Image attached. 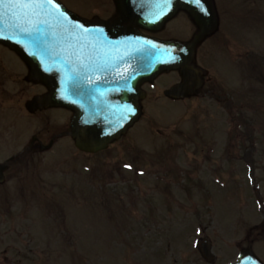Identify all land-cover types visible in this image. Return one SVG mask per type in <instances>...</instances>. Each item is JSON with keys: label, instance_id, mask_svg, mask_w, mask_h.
<instances>
[{"label": "rangeland", "instance_id": "obj_1", "mask_svg": "<svg viewBox=\"0 0 264 264\" xmlns=\"http://www.w3.org/2000/svg\"><path fill=\"white\" fill-rule=\"evenodd\" d=\"M61 1L71 11L90 18L96 15L109 18L114 13L112 0H96L95 5L94 0H88L91 6L84 0ZM217 2L224 10L220 35L227 38V48L230 45L233 56L237 54L238 63L235 66L223 50H210L204 59L220 69L227 83L219 78V84L229 87L236 84L242 98L251 104L243 100L241 106L233 110L230 107V115L254 116L252 127L257 139L255 149L249 151L255 164L253 170L250 171L248 163L241 159L244 154L239 155L240 158L221 154L220 147L226 143L224 133L228 128V116L210 100V95L196 97L193 102L188 100L185 106L167 98L163 102H147L143 132L138 129L135 133L139 137L126 141L135 147L128 155L113 151L90 159L76 154L71 140H57L52 150L42 154V164L35 175L45 182L71 179L67 180L63 196L42 198L28 193L22 203L12 198L8 202L6 196H0V264H188L197 258L189 253L194 247L192 243L203 234L214 240L216 251L221 254L225 247L221 238L233 242L237 237L238 241L247 242L248 227L256 224L261 226L259 230L263 234L257 238L260 242L255 248H264L261 223L264 222V70H249L252 58L260 67L264 64V0ZM85 9L88 10L84 14ZM166 27L160 35L177 38L190 35L189 39L195 31L186 16H179ZM237 67L240 70H236ZM24 70L26 66L16 54L0 47V71L11 74L0 84L1 96L6 90H23L19 99H15L19 102L16 110L3 107V114L0 113V153L6 152L2 159L25 146L27 140L42 129L54 130L49 124L44 127L45 123L36 116L27 119L22 115L26 114L20 110L24 101L42 91L41 85L27 81ZM52 115L61 116L59 113ZM49 119L52 128L64 121L63 118ZM211 124L216 127L214 137L218 139L213 143L220 142L219 149L211 156V163L216 164L220 156L223 158L219 163L224 173V189L210 184L205 172L191 174L195 180L193 184L184 182V178L189 179L188 165L175 168L182 176L181 183L191 185V195L181 192L176 184L168 188L155 187V182L148 178H158L159 169L166 176L162 169L170 166L161 156L158 159L154 150L169 148L174 141L186 144L189 136L195 135L196 127L200 132L213 131L208 129ZM150 125L154 129L148 130ZM180 130L184 132L179 133ZM136 146L143 154H133ZM201 156L181 154L179 164H185L188 159L197 163ZM77 167L81 170L79 178L74 179L71 168ZM166 178L175 177L169 174ZM202 180L207 184L203 188ZM19 184L9 178L0 186V195L6 192L16 195ZM164 190L169 191L166 198ZM194 211L200 215H195ZM239 211L244 219H237V224L230 225L234 213ZM226 219L230 220L224 221ZM188 228L191 229L187 231ZM235 250V245H229L224 257H231Z\"/></svg>", "mask_w": 264, "mask_h": 264}, {"label": "water", "instance_id": "obj_2", "mask_svg": "<svg viewBox=\"0 0 264 264\" xmlns=\"http://www.w3.org/2000/svg\"><path fill=\"white\" fill-rule=\"evenodd\" d=\"M115 1L120 17L112 23L100 22L96 24L106 30L105 33L98 27L93 29L100 30L101 32H98V35L101 37L105 36V34L113 38L117 35L138 37V43L141 45V63L137 66L142 68V70L130 71L129 84L131 85V92L137 83L151 80L165 68H185L193 55L195 43L198 39L214 32L217 27V17L212 0H201L199 4H197L196 0ZM8 2L9 0H5V3ZM54 3L59 4L60 10L66 14L67 20L57 24L55 27L43 26L39 35H29L21 30L22 27L27 26V20L31 19V17H23L18 9H9L4 5H0V43L14 49L30 67L37 70V77L45 80L49 86L53 85L50 103L56 105L65 104L73 108L75 101V88L73 87L75 84V73L72 70H61L64 69V66L71 65L62 51L69 44L75 45L78 33L72 26L80 24V22L78 17L69 12L58 0H54ZM179 9H184L190 13L201 31V34L190 46L177 42L160 41L147 36L143 37L132 27L127 28L122 25V22L127 20L145 28L156 29L173 17ZM202 9H207L208 15H205ZM81 24H85V22ZM65 28L69 30L68 33H65ZM107 41L113 42L112 40ZM60 76L62 87L59 83ZM187 83L186 81L185 84ZM176 89H172L170 93L174 95ZM186 91L187 89H184L181 92L183 94ZM34 103L35 100L30 102L29 107ZM114 110L117 111L116 107ZM138 115L139 109L133 101L130 102L128 111L126 109L123 113L121 112L126 127L131 125ZM116 117H118L117 113H115ZM72 127L75 132V120L72 123ZM112 137V135H102L99 130L92 131L90 138L84 139L82 136L79 146L86 151H97L105 148ZM203 249L206 252L210 248L206 246ZM251 258H253L251 252H246L242 256V260Z\"/></svg>", "mask_w": 264, "mask_h": 264}, {"label": "flooded vegetation", "instance_id": "obj_3", "mask_svg": "<svg viewBox=\"0 0 264 264\" xmlns=\"http://www.w3.org/2000/svg\"><path fill=\"white\" fill-rule=\"evenodd\" d=\"M203 44L199 45L198 47V51L200 50V48H202ZM198 63L203 61L201 56L199 55L197 58ZM196 63V62H195ZM194 64V62H193ZM198 73L200 76L205 75L206 70H210V68L208 67H197ZM11 76V74L6 73V71H0V84H2L5 80V78H9ZM178 72H175V76L173 77V82H179L180 77ZM146 84L141 85V88L144 89ZM43 86V85H42ZM92 87L94 90V100L91 101L89 99L84 100L85 101V106L89 109L92 108L93 102L96 103V106H100L102 107L104 104L107 105L109 102H113L114 100V96L117 97L116 101H118L120 95L122 94L119 91H114L113 89V84H111L110 89L107 88L106 86V91H105V83L103 78H98L95 77L93 79V83H92ZM23 90L20 88L17 93L19 92V94H22ZM10 90H6L2 96H6V97H10L9 98V102L15 103V99L17 97V93L16 94H10ZM47 92V89L44 87V89H42L41 94H44ZM2 96H1V90H0V107H1V100H2ZM145 103V100H141L139 101V104L143 105ZM113 103H111L112 105ZM50 109V108H48ZM47 109V110H48ZM60 110L63 112L64 114V119L65 122L63 125L60 126V130H58V132L53 133L52 135H50V141L54 139V141L56 140V136H66L69 137V131H70V123L67 121L68 119L71 118V115L73 116L78 115L79 116V108L77 107V109L73 112L71 110L65 109V108H60ZM42 111H37V112H43ZM0 112H1V108H0ZM24 112V110H23ZM36 112V113H37ZM70 117V118H69ZM49 129H44L43 131H41V133H39V135H36V139L33 138L32 140V144H37L36 146H26V147H22L20 149V151L15 152L13 155L14 157H11L13 155L10 156V159L8 160L9 163V168L4 172L5 174V178L7 179V176L9 175L10 179H15V180H19L21 179V171L22 168L17 169L18 167H22L24 164L27 165L28 162L30 160H33V155L36 154L39 150H43L45 148L44 146V139H47L49 137ZM128 134L123 135L120 139H118L117 141H114L110 146L108 150H115L116 152H124L127 151L128 149H130L131 147L129 146H124L128 139ZM54 143V142H53ZM235 145V142L233 143ZM223 152L221 154H224L225 151L226 152H230V153H235L241 150L240 147H236V146H222L220 147ZM215 148H211V147H206V148H202L201 150L203 151H207L208 153L210 151H213ZM216 149L218 150L219 148L216 147ZM1 153H0V166L2 165L1 161ZM8 159V158H7ZM5 159V160H7ZM4 160V161H5ZM2 196V195H0ZM262 226L264 227V223L262 224ZM255 229H259L260 225L257 224L255 227ZM263 232H251L250 235L254 236L252 242L257 241V238H259V235H262ZM192 261V260H190ZM225 261V259L221 260L219 259L217 256L215 257H211L210 259L204 260L203 258L201 260H194L191 263L188 264H218L219 262H223Z\"/></svg>", "mask_w": 264, "mask_h": 264}, {"label": "snow or ice", "instance_id": "obj_4", "mask_svg": "<svg viewBox=\"0 0 264 264\" xmlns=\"http://www.w3.org/2000/svg\"><path fill=\"white\" fill-rule=\"evenodd\" d=\"M197 4L201 0H196ZM0 5H4L9 9H18L21 16L31 17L27 20V26L22 27L21 30L29 35H39L43 26H53L66 22L67 16L60 10L59 4H55L54 0H0ZM205 15H208L207 9H202ZM73 29L79 30L80 33H88L89 29L82 24L72 26ZM68 33V29H64ZM71 35V33H69ZM65 55L68 56L70 63L79 64L83 67L91 65L99 54L94 49L86 50L82 45L73 46L69 44L64 49ZM76 69L74 68V71ZM92 83L91 80L88 81ZM131 167V165H125Z\"/></svg>", "mask_w": 264, "mask_h": 264}]
</instances>
